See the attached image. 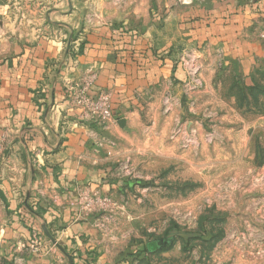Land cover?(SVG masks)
Segmentation results:
<instances>
[{
    "label": "crops",
    "instance_id": "1",
    "mask_svg": "<svg viewBox=\"0 0 264 264\" xmlns=\"http://www.w3.org/2000/svg\"><path fill=\"white\" fill-rule=\"evenodd\" d=\"M263 35L264 0H0V264H125L81 194L137 190L117 164L141 165V149L159 147L137 137L156 130L167 98L184 113L195 89L185 55L202 64L203 85L230 69L251 86ZM90 73L91 92L112 95L105 126L69 95Z\"/></svg>",
    "mask_w": 264,
    "mask_h": 264
},
{
    "label": "rangeland",
    "instance_id": "2",
    "mask_svg": "<svg viewBox=\"0 0 264 264\" xmlns=\"http://www.w3.org/2000/svg\"><path fill=\"white\" fill-rule=\"evenodd\" d=\"M229 70L186 94L184 113L163 103L156 130L138 135L159 147L141 149V165L117 164L136 191L81 194L83 214L124 246L125 264H264V72L249 86Z\"/></svg>",
    "mask_w": 264,
    "mask_h": 264
},
{
    "label": "built area",
    "instance_id": "3",
    "mask_svg": "<svg viewBox=\"0 0 264 264\" xmlns=\"http://www.w3.org/2000/svg\"><path fill=\"white\" fill-rule=\"evenodd\" d=\"M71 51L73 55H77V47H74ZM183 62L189 69V74L193 81V88L203 85L201 78L203 66L197 57L187 54L183 57ZM95 81L96 73H90L84 76L79 83H73L69 87V95L74 105L83 110V117L87 122L104 126L114 119L112 95L106 90H101L93 94L91 91ZM169 102L170 98H167L165 101L167 107H169Z\"/></svg>",
    "mask_w": 264,
    "mask_h": 264
}]
</instances>
